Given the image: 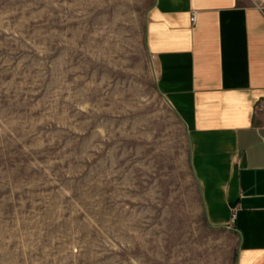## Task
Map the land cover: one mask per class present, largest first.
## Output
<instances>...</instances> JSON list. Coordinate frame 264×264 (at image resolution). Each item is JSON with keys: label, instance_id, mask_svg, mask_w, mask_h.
<instances>
[{"label": "rangeland", "instance_id": "obj_1", "mask_svg": "<svg viewBox=\"0 0 264 264\" xmlns=\"http://www.w3.org/2000/svg\"><path fill=\"white\" fill-rule=\"evenodd\" d=\"M150 0H0V264H234L157 90Z\"/></svg>", "mask_w": 264, "mask_h": 264}, {"label": "crops", "instance_id": "obj_2", "mask_svg": "<svg viewBox=\"0 0 264 264\" xmlns=\"http://www.w3.org/2000/svg\"><path fill=\"white\" fill-rule=\"evenodd\" d=\"M144 19L206 224L235 236L234 264H264V0H150Z\"/></svg>", "mask_w": 264, "mask_h": 264}, {"label": "built area", "instance_id": "obj_3", "mask_svg": "<svg viewBox=\"0 0 264 264\" xmlns=\"http://www.w3.org/2000/svg\"><path fill=\"white\" fill-rule=\"evenodd\" d=\"M196 20L195 13L193 12L190 16V23H194ZM255 108L258 110H262L264 112V100L257 101L255 104ZM235 218V212L232 211L231 213V220Z\"/></svg>", "mask_w": 264, "mask_h": 264}]
</instances>
